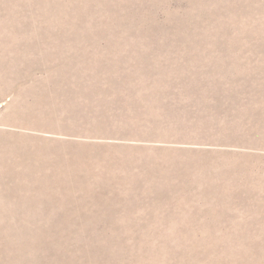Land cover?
<instances>
[{"label": "rangeland", "instance_id": "374dc122", "mask_svg": "<svg viewBox=\"0 0 264 264\" xmlns=\"http://www.w3.org/2000/svg\"><path fill=\"white\" fill-rule=\"evenodd\" d=\"M0 264H264V0H0Z\"/></svg>", "mask_w": 264, "mask_h": 264}]
</instances>
